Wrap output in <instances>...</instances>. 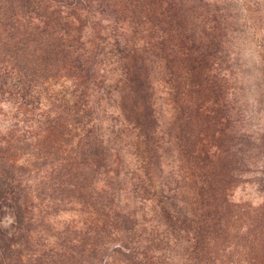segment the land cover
Masks as SVG:
<instances>
[{
  "label": "rangeland",
  "instance_id": "374dc122",
  "mask_svg": "<svg viewBox=\"0 0 264 264\" xmlns=\"http://www.w3.org/2000/svg\"><path fill=\"white\" fill-rule=\"evenodd\" d=\"M33 1L0 0V264H264V0Z\"/></svg>",
  "mask_w": 264,
  "mask_h": 264
},
{
  "label": "trees",
  "instance_id": "16d2710c",
  "mask_svg": "<svg viewBox=\"0 0 264 264\" xmlns=\"http://www.w3.org/2000/svg\"><path fill=\"white\" fill-rule=\"evenodd\" d=\"M38 3H39L38 1H33V0H23V3L21 4V6H22V8H24V11L20 10L21 15H24V16H25V14H37V15H39ZM76 3L77 2H75V3L72 2L68 5L69 6L73 5V4L75 5ZM42 15L43 14H41L39 16H42ZM51 16H52L51 17L52 21H54L55 23L62 21L61 22V24H62L61 28H62V31H64V32H66L65 30L67 29V27L70 28L71 25H73L71 20L76 21V15L72 10L65 11V12L63 11V13L62 12L59 13V11L56 10L55 13L52 14ZM66 34H68V33H66ZM100 53L102 54V56H106V55L110 54V50H108V48L105 45L100 50ZM7 73H13V68H7L4 65L2 66V63H0V79L4 78V81H5V79H7ZM10 77H12V75H10ZM126 80L129 83L137 84V89H130L126 93L127 95H125L123 97L125 98V100L134 98L135 96L140 97L141 104L144 105V107L146 106L145 110L143 111V119L146 121L151 120L152 116L150 114V111H149L150 107H149L148 102H147L148 95H147V93L145 94V91L142 88V85H141L142 79L141 78L131 79L130 77H128V78H126ZM133 111H134V109H133ZM90 132H91V130L83 132V129H82V135L81 136L86 138V137H88ZM1 196H2V193L0 191V198H1ZM0 241H1V239H0ZM1 252H2V250H0V255H1Z\"/></svg>",
  "mask_w": 264,
  "mask_h": 264
}]
</instances>
